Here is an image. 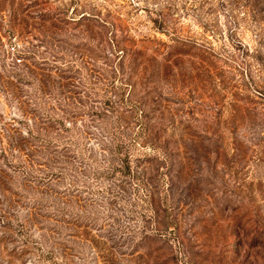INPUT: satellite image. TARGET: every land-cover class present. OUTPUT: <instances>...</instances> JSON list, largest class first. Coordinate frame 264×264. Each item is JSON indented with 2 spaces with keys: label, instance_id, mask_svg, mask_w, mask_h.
<instances>
[{
  "label": "rangeland",
  "instance_id": "rangeland-1",
  "mask_svg": "<svg viewBox=\"0 0 264 264\" xmlns=\"http://www.w3.org/2000/svg\"><path fill=\"white\" fill-rule=\"evenodd\" d=\"M0 264H264V0H0Z\"/></svg>",
  "mask_w": 264,
  "mask_h": 264
},
{
  "label": "trees",
  "instance_id": "trees-1",
  "mask_svg": "<svg viewBox=\"0 0 264 264\" xmlns=\"http://www.w3.org/2000/svg\"><path fill=\"white\" fill-rule=\"evenodd\" d=\"M120 154H121L120 151H118L117 154L115 153V155L118 156V158L120 157ZM119 160L121 163H120V166L118 167L119 169L117 168V170L121 172L122 175L130 174V171H131L130 162H129L130 157L128 155H123L122 157L121 155ZM164 224L169 226L170 222L168 221V218H166V221L164 222Z\"/></svg>",
  "mask_w": 264,
  "mask_h": 264
}]
</instances>
